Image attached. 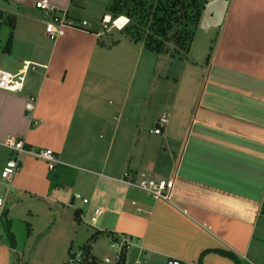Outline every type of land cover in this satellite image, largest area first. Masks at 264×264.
Here are the masks:
<instances>
[{
    "label": "crops",
    "instance_id": "0c3cea01",
    "mask_svg": "<svg viewBox=\"0 0 264 264\" xmlns=\"http://www.w3.org/2000/svg\"><path fill=\"white\" fill-rule=\"evenodd\" d=\"M7 1L24 6L28 21L23 35L12 34L8 50L6 44L0 49V70L38 65L26 72L20 91L0 89V197L9 229L13 218L25 215L44 226L49 220L87 223L100 207L93 243L127 234L136 241L131 257L141 264H238L221 250L241 264H264V0H206L189 52L180 59L182 70L169 78L143 69L177 89L157 118L144 109L138 114L133 104L140 103L126 98L128 86L153 82L136 81L138 56L148 51L153 62L157 52L127 36L126 42L107 38L111 32L75 16L73 0L50 1L88 24L67 28L53 41L36 0ZM106 72L117 78L110 81ZM122 86L127 91L115 124L105 98ZM30 97L32 115L41 121L34 126L24 109ZM162 116L167 122L156 134ZM10 137L32 150L52 149L60 163L49 170L44 160L21 155L6 191L1 169L13 156L3 146ZM125 172L132 180L144 173L174 177L170 200L123 183ZM67 181L77 190L66 188ZM4 234L0 230V264H23L15 233L12 245Z\"/></svg>",
    "mask_w": 264,
    "mask_h": 264
},
{
    "label": "rangeland",
    "instance_id": "374dc122",
    "mask_svg": "<svg viewBox=\"0 0 264 264\" xmlns=\"http://www.w3.org/2000/svg\"><path fill=\"white\" fill-rule=\"evenodd\" d=\"M111 2L112 0H73L72 5L74 6L73 9H75V16L80 19L82 17H87L88 19H91L92 21H95L97 23L100 31L104 32L107 30L111 32V34L108 33L107 38H118L121 41L126 42L125 40H127V37H129L127 36V34H130V22L119 32L116 28L112 27L111 23L106 24L104 26L103 21L101 22V17H103L105 14H111L109 11V6ZM131 4H133L132 1ZM0 9L5 10L0 11L5 15L15 16V25L16 23H18L16 25V28L14 26V28L12 29L7 20L3 22L0 29L1 49L6 44L10 32L16 35L17 38H20L19 36L23 35L22 28L26 26V22L28 20L24 15H21L24 10L26 11V9H24V6L22 9L19 3H15L12 1L8 2L7 0H0ZM120 16L126 15L122 14ZM126 17L128 18V16ZM116 18L111 17L112 20ZM107 38L104 39L107 40ZM211 43L212 41L210 42V44ZM165 48L166 49H164V51L156 53V57H154L153 62L149 58H147L148 56H146L147 54L153 55L149 54L148 51L144 52L142 57L141 55L138 56L137 61L140 63L138 65L140 71H138L137 73L136 81L139 80L140 82V79L144 78L146 81L150 82L151 79H153V76H151L150 71L144 72L143 69L145 68H149L150 70H156V73L161 72L162 76L167 75L169 78L175 75V73H177L178 71L182 70L183 65H181V67L179 68L181 64L180 59L186 54L182 55L181 53L180 55L175 53V45L172 42H167L165 44ZM167 52H169L170 54ZM135 62V57L132 60H128V67H133ZM112 74L113 73L111 72L105 73L106 78H109L110 81H114V79L117 78L116 76L114 77L115 74ZM162 76L161 78L153 79L151 85L148 84L141 86H128L129 91L127 93L126 98L129 100V102L138 101L141 105L138 107L133 104V110H135V112L140 114L139 110L144 109L146 110V115H153V117L157 118V116H160L158 108L162 107L161 104H166L168 106V104L175 96V91H177V89L174 88V86H170V84H164V78ZM110 88L113 89V87ZM125 89L126 87L122 86L117 90L116 93L109 92L108 94H106V101L109 102V105L111 107H113L115 124H118L117 121L122 117L121 115H119L120 110L118 108L119 104L122 101V98L124 97L127 91ZM97 90L99 89L97 88ZM153 119L151 120V125L153 124ZM89 143L92 144L91 142ZM70 186H72V184L67 181L66 188H69ZM70 188H73L74 191L77 190L74 187ZM6 191H8L7 187ZM75 206L82 208L80 202H76ZM51 221L52 220H49V222L44 226L45 222H39L32 215H25L23 217L13 218L11 230H13V232L15 233V238L17 240V249L21 253L20 261L23 264H63L68 261V258L70 256L69 249L71 251L70 253H79L81 250H83L82 248L85 245H88L87 247L91 246V253L98 257L113 253V251L108 247V243L105 242V237H100L96 240L95 243H93L91 235L96 232V229L83 222V219L80 218V220L77 221L74 219L71 221V223L68 222L67 224L58 221ZM32 228L34 229V231H31L33 230ZM0 230L3 236H5L4 230L1 228Z\"/></svg>",
    "mask_w": 264,
    "mask_h": 264
},
{
    "label": "built area",
    "instance_id": "2783aa9c",
    "mask_svg": "<svg viewBox=\"0 0 264 264\" xmlns=\"http://www.w3.org/2000/svg\"><path fill=\"white\" fill-rule=\"evenodd\" d=\"M34 7L44 14V31L53 41L62 36L67 28L77 29L88 24L86 20H81V22L76 21L70 16V14H68V9L66 7L59 8L50 0H36L34 2ZM123 17H125V20H121L118 24L117 21ZM102 21L104 26L111 23L112 27L121 30L128 23L129 19L126 16H120L112 20L110 15L105 14L102 17ZM36 66L38 65L25 62L23 67L16 73L0 70V89L13 92L20 91L23 86L26 72L28 70H34ZM34 104L35 98L30 97L25 101L24 105L25 112L30 117V126L37 125L41 122L39 119H35L32 115ZM166 122L167 117L162 116L158 120L155 128H153V132L160 134L162 132V126L166 124ZM3 146L9 148L11 152H13V156L6 161L1 169V177L6 183L7 190L11 188V179L19 167V158L21 155L28 153L44 160L47 163V168L49 170H54L55 166L60 163L52 149L46 148L32 150L25 146L22 139L13 137L7 138L3 143ZM120 180L132 188L146 192L153 199L170 200L172 190L174 189V177L159 179L149 177L144 173L140 174L135 180H132L129 177V174L125 172ZM73 198L81 200L84 204L88 202V199L81 197L80 194H74ZM4 204V198L0 197V218L4 213ZM103 212L104 210L102 208L95 207L90 218L87 220V224L97 229V220ZM135 245L136 241H134L129 235L111 233L108 247L113 251L112 254L97 257L89 251L88 247L86 250L83 249L79 253H71L66 264H141L139 258L131 257V254L136 247ZM167 263L179 264V261L169 259L167 260Z\"/></svg>",
    "mask_w": 264,
    "mask_h": 264
},
{
    "label": "trees",
    "instance_id": "16d2710c",
    "mask_svg": "<svg viewBox=\"0 0 264 264\" xmlns=\"http://www.w3.org/2000/svg\"><path fill=\"white\" fill-rule=\"evenodd\" d=\"M205 2L206 0H112L109 11L113 18L122 14L128 16L130 34L127 36L132 41L140 42L143 39L145 47L157 53L166 49L167 42H172L175 45V53L183 55L189 52ZM6 20L13 29L15 16L5 15L1 12L0 29ZM12 38L13 35L10 32L4 51L8 50ZM4 216L6 214L3 213L0 218V228L3 227L8 241L12 245L14 243L13 232L9 229V220ZM97 234L98 231L93 233L91 238ZM87 246L85 245L82 249L86 250ZM219 252L241 264L232 252L227 250Z\"/></svg>",
    "mask_w": 264,
    "mask_h": 264
},
{
    "label": "bare ground",
    "instance_id": "6f19581e",
    "mask_svg": "<svg viewBox=\"0 0 264 264\" xmlns=\"http://www.w3.org/2000/svg\"><path fill=\"white\" fill-rule=\"evenodd\" d=\"M121 20L124 21L125 17L121 18L119 21H117V23L119 24L121 22Z\"/></svg>",
    "mask_w": 264,
    "mask_h": 264
},
{
    "label": "water",
    "instance_id": "95a60500",
    "mask_svg": "<svg viewBox=\"0 0 264 264\" xmlns=\"http://www.w3.org/2000/svg\"><path fill=\"white\" fill-rule=\"evenodd\" d=\"M9 57V56H8Z\"/></svg>",
    "mask_w": 264,
    "mask_h": 264
}]
</instances>
